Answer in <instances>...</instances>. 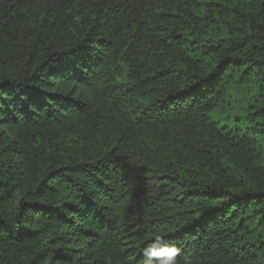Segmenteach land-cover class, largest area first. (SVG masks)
<instances>
[{
	"label": "trees",
	"instance_id": "obj_1",
	"mask_svg": "<svg viewBox=\"0 0 264 264\" xmlns=\"http://www.w3.org/2000/svg\"><path fill=\"white\" fill-rule=\"evenodd\" d=\"M264 264V0H0V264Z\"/></svg>",
	"mask_w": 264,
	"mask_h": 264
},
{
	"label": "clouds",
	"instance_id": "obj_2",
	"mask_svg": "<svg viewBox=\"0 0 264 264\" xmlns=\"http://www.w3.org/2000/svg\"><path fill=\"white\" fill-rule=\"evenodd\" d=\"M147 243L142 249L143 264H191L189 257L181 259V249L170 243L161 232H153L148 237Z\"/></svg>",
	"mask_w": 264,
	"mask_h": 264
}]
</instances>
